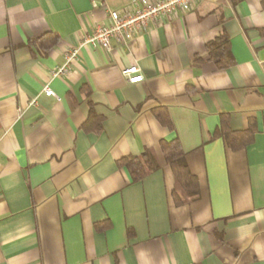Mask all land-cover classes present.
I'll return each instance as SVG.
<instances>
[{"label": "crops", "instance_id": "1", "mask_svg": "<svg viewBox=\"0 0 264 264\" xmlns=\"http://www.w3.org/2000/svg\"><path fill=\"white\" fill-rule=\"evenodd\" d=\"M96 1L0 0V264H264V0H199L52 76L132 0ZM223 34L226 68L207 50ZM134 64L144 81L124 77ZM224 115L232 132L253 121V141L216 135ZM174 139L197 179L182 204L161 147ZM146 151L160 166L134 180L119 161Z\"/></svg>", "mask_w": 264, "mask_h": 264}, {"label": "trees", "instance_id": "2", "mask_svg": "<svg viewBox=\"0 0 264 264\" xmlns=\"http://www.w3.org/2000/svg\"><path fill=\"white\" fill-rule=\"evenodd\" d=\"M262 35L264 37V29H262ZM57 40V36L49 35L41 41V44L46 45L48 49L52 47ZM207 50L210 58L217 60L220 68H226L234 63V57L230 50V40L225 34L209 42L207 44ZM154 112L162 124L172 128V122L166 109L158 107L154 110ZM250 125L252 127L249 126V128L244 131L232 132L228 126V118L224 115L222 118V126L216 132V135L226 138L232 148H242L247 146V144L252 142L254 139L255 127H253V121L250 122ZM161 147L164 152L166 163L172 167L176 178L178 187L174 190V198L177 204H182L188 201L187 198H183V195L191 199L190 197L197 194V179L188 168L186 154L183 149H181L182 147L179 140H162ZM119 165H127V168L131 172L134 180L144 178L160 166L157 158L149 151H146L139 157L123 158L119 161ZM181 191L182 194L180 193Z\"/></svg>", "mask_w": 264, "mask_h": 264}, {"label": "built area", "instance_id": "3", "mask_svg": "<svg viewBox=\"0 0 264 264\" xmlns=\"http://www.w3.org/2000/svg\"><path fill=\"white\" fill-rule=\"evenodd\" d=\"M199 0H132L129 6L123 10H108V23H98L91 32L83 35L79 46L68 49L64 55V63L52 70V76H64L69 73L73 63L77 60L80 48L92 44L98 45L107 51H112L113 40L127 42L141 33L147 25L163 16L174 15L178 11L191 10ZM96 7L97 1L92 0ZM122 73L129 83L144 81L145 76L139 65H130L122 69ZM44 93L56 99L60 97L55 91L46 85ZM35 102V101H34Z\"/></svg>", "mask_w": 264, "mask_h": 264}]
</instances>
